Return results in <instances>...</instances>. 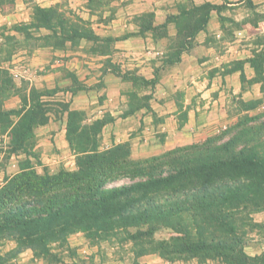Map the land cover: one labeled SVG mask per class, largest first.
I'll return each mask as SVG.
<instances>
[{"label": "crops", "instance_id": "0c3cea01", "mask_svg": "<svg viewBox=\"0 0 264 264\" xmlns=\"http://www.w3.org/2000/svg\"><path fill=\"white\" fill-rule=\"evenodd\" d=\"M226 1V9L211 10L203 29L190 37L177 24L178 7L164 0H106L97 9L89 0H20L21 10H26L21 24H39L43 39L51 33L61 41L55 23L67 12L65 18L78 25L70 32L77 39L65 41L68 49L38 45L17 55L25 75L22 94L13 97L11 108L21 107L25 114L33 103L62 94L58 117L48 112L46 121L32 130L33 138L58 155L70 153L66 132L74 112L86 115L89 123L104 121L102 131H113L118 143L130 137L140 143L142 134L165 138L155 147L160 150L203 141L234 121L232 106L258 103L262 97L264 65L256 68L251 60L264 52V21L254 29L257 34L231 32L224 11L238 4ZM252 1L256 5L257 0ZM260 3L264 8V0ZM201 4L219 6L222 0ZM41 11H52L54 19ZM95 43L108 45L107 51ZM61 87H66L63 93ZM34 90L38 97H33Z\"/></svg>", "mask_w": 264, "mask_h": 264}, {"label": "trees", "instance_id": "16d2710c", "mask_svg": "<svg viewBox=\"0 0 264 264\" xmlns=\"http://www.w3.org/2000/svg\"><path fill=\"white\" fill-rule=\"evenodd\" d=\"M226 3L205 4L208 10L203 21L189 31L183 28L185 34L191 37L203 29L209 12L221 11ZM42 16L47 18L46 12ZM184 43L185 39L181 41ZM251 61L261 68L264 52ZM3 87L0 75V93ZM38 107L34 103L23 121L10 127L13 151L25 150L33 139V127L46 121ZM11 113L0 112V117ZM80 115L74 112L68 117L66 139L71 148L79 139L93 145L92 128L81 123ZM260 119L244 118L203 144L149 160L130 162L115 155L122 151L120 146L105 153H96L94 146L92 151H83L75 173L21 174L0 190V239H14L21 250H34L57 240L67 232L66 226L75 231H94L95 236L133 229L127 237L139 241L152 236L159 227L175 226L183 235L161 244L160 256L206 252L230 254L232 264L244 263L245 255L238 247L243 235L235 226L240 214L264 203V155L259 152L264 147V121ZM103 123L96 121L89 126L98 124L101 129ZM226 136L229 138L223 141ZM120 179L129 183L109 187ZM188 227L193 228L194 239L181 230ZM206 238L210 241L205 242Z\"/></svg>", "mask_w": 264, "mask_h": 264}, {"label": "rangeland", "instance_id": "374dc122", "mask_svg": "<svg viewBox=\"0 0 264 264\" xmlns=\"http://www.w3.org/2000/svg\"><path fill=\"white\" fill-rule=\"evenodd\" d=\"M89 1V3L96 9L99 6H103L102 3H106V0ZM177 1H181L180 5L176 4ZM204 1L205 0H164L166 3L169 2L168 5L173 4L174 8L178 7L180 14L177 17V24L179 27L187 29V31H189V28L194 29L197 24L203 21L204 13L208 10L207 7H203L204 4H201ZM241 2L242 4H240ZM235 3L238 5L228 8V11L223 10L224 13L229 16L228 20L231 21V24L228 27L229 30L233 32L238 29L245 35L259 33L258 31H254V29H260V25H262L261 23L264 21V8L260 7L261 5L259 4H262L260 3V0L256 1V5L253 4L252 0H236ZM21 13H26V10H21L20 0H0V16L6 18V20H1L0 17V75L5 83V87H3L1 90L2 92L0 93V112H12L8 116L0 117V190L5 188L10 180L19 178L21 174L31 173L36 176H42V174L51 175L58 171L61 173H75L77 172L78 160L82 156L83 151H92L94 146V151L96 153H105L106 150L113 148L111 149L112 151L115 149V146H120L122 147V151L120 153L116 152V156L127 158L130 162L144 161L162 156L178 148L203 144L207 140L228 131L244 118L261 116L260 120L264 121V89L262 90L261 88L262 97L258 103H248L244 105H240L239 103L238 105L232 106V114L235 115L236 118L231 124L221 127L218 131L203 141L196 140L195 142H189L185 145L176 146L173 149L160 150L159 148H155L156 146L162 144L165 140V138L158 134L154 138L150 139H147V134L143 138L142 134L140 143H137L138 140H135V137H130L127 141L124 137L123 139L125 141H120L118 143L116 142L117 137H115L112 133L113 131L110 133L106 130L102 131V128L99 129V126H97L98 124L89 126L92 123L84 121L86 115H80V118L82 119L81 123L86 127L92 128L91 140L93 145H91V142H86L85 139H79L77 140L75 147L71 148L67 141V149H69L70 153L67 152L66 154H60V156L56 153L57 151H53L50 146L41 145L37 138H33L27 143L25 150L13 151L10 149L11 144L8 132L10 127L16 124L19 125V123L23 121L21 118L24 116L21 112V107L18 109L11 108L15 104L13 97H20L22 94L20 81H24L22 76L25 75L21 69L23 65L17 55L26 54L28 50L33 49L38 45L49 49H68L69 45L66 44L67 42L65 41H69V39H71L72 42H76V35L70 34V32H75L74 27L78 26L70 23L71 21L66 19L68 18L66 17L68 15L67 12H63L60 16L58 15L60 17L58 19L59 23H55V26L60 28L58 29V32H61L64 39L61 41L55 39L51 33L49 35H45L43 39V32L36 29L39 24L32 23L25 25L20 23L19 20L24 16H21ZM37 15V10L34 6L33 16L36 17ZM46 16L51 18L50 20L54 19L52 11L47 12ZM169 18L172 20L175 17L170 15ZM46 27L51 30V23H49ZM256 36L258 43H261L262 41H259L261 36ZM97 43H95L94 46H97L98 50L102 52L107 51L106 49H108V45L104 43ZM71 47H74V45ZM65 88L66 87H61L62 93L65 91ZM45 92L49 91L45 90ZM33 97H38L35 90ZM43 99L45 100L43 104L38 103L40 116L44 117L45 114L49 112L58 117L59 112L62 111V103H60L61 101L59 100H63V95L59 94L54 98L45 97ZM5 105H7L9 111H7ZM18 105H20V103ZM251 107L253 108L250 109ZM38 118L40 119L41 117ZM135 133L136 132H133V134ZM228 138L229 136H226L223 141H226ZM43 148L45 149L44 154H42ZM259 152L264 155V147H261ZM128 181L129 180L120 179L109 184V187L120 186L122 184L129 183ZM263 205L264 203L257 209H253L252 211L248 210V212L239 215V218L241 219H238L235 229L243 235L242 243L238 247L244 253L246 261L244 263L236 264H264ZM249 207L250 206H248V209ZM66 229L67 232L65 234L61 233L57 240L55 238V241L49 242L47 245L40 247L39 249L36 247L34 250H21V246L16 244V240L9 238L6 240L1 238L0 264L231 263L229 261L230 254L220 256L219 254L217 255V253L215 255L213 253L205 252L204 254L202 253L197 256L185 254L179 255L174 253L165 255V257L160 256L158 248L161 244L168 243L171 238L183 235L181 231H178L180 229H175V226L159 227L152 236L143 237L140 241L131 240L127 237V233L130 235L134 232L133 229L125 230V232L117 229L109 234H101L98 236L94 235V231L85 232L83 229L75 231L72 227L69 228L68 226H66ZM181 230L184 233L187 232L191 239L195 238L193 228H181ZM208 234L209 233L206 232V235ZM208 241H210V239L206 238L205 242Z\"/></svg>", "mask_w": 264, "mask_h": 264}]
</instances>
